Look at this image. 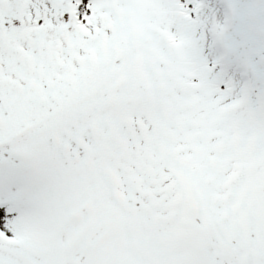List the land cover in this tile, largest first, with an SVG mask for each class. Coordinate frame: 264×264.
<instances>
[{
	"label": "snow or ice",
	"instance_id": "obj_1",
	"mask_svg": "<svg viewBox=\"0 0 264 264\" xmlns=\"http://www.w3.org/2000/svg\"><path fill=\"white\" fill-rule=\"evenodd\" d=\"M0 264H264V0H0Z\"/></svg>",
	"mask_w": 264,
	"mask_h": 264
}]
</instances>
